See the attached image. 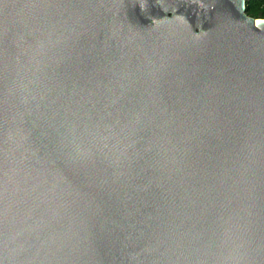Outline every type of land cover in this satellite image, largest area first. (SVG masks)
<instances>
[{"label": "water", "instance_id": "obj_1", "mask_svg": "<svg viewBox=\"0 0 264 264\" xmlns=\"http://www.w3.org/2000/svg\"><path fill=\"white\" fill-rule=\"evenodd\" d=\"M245 2L0 0V264H264Z\"/></svg>", "mask_w": 264, "mask_h": 264}, {"label": "trees", "instance_id": "obj_2", "mask_svg": "<svg viewBox=\"0 0 264 264\" xmlns=\"http://www.w3.org/2000/svg\"><path fill=\"white\" fill-rule=\"evenodd\" d=\"M245 10L249 16L264 18V0H246Z\"/></svg>", "mask_w": 264, "mask_h": 264}]
</instances>
